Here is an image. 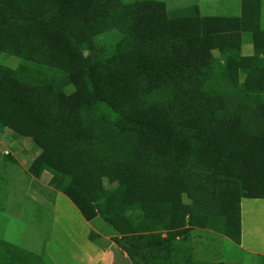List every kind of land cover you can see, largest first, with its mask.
<instances>
[{"label":"trees","instance_id":"obj_1","mask_svg":"<svg viewBox=\"0 0 264 264\" xmlns=\"http://www.w3.org/2000/svg\"><path fill=\"white\" fill-rule=\"evenodd\" d=\"M260 7L204 16L158 0H0V53L17 59L0 61V107L43 136L28 172L61 178L134 264H199L190 230L221 229L234 183L264 181ZM0 241L8 264L16 255Z\"/></svg>","mask_w":264,"mask_h":264},{"label":"rangeland","instance_id":"obj_2","mask_svg":"<svg viewBox=\"0 0 264 264\" xmlns=\"http://www.w3.org/2000/svg\"><path fill=\"white\" fill-rule=\"evenodd\" d=\"M123 2H131L134 0H121ZM163 1L168 11L178 10L187 7L194 6L197 0H158ZM201 1V0H200ZM207 3L205 12L201 15L204 16H233L240 13V4L236 5L235 11L232 6L230 10L222 12L221 9L213 8L216 0H202ZM209 6H213L210 7ZM205 8V9H206ZM259 28L264 30V0H261L260 7V20ZM259 39V38H258ZM253 38L249 34L244 40L241 46L242 55L252 54ZM261 41V40H260ZM258 40H255V43ZM260 43V42H259ZM119 45L115 39H111L109 47ZM216 54V52H214ZM0 61L6 64L15 65L17 59L0 53ZM54 78L58 79V75L51 74ZM8 113L2 107H0V118L5 122L4 130L0 132V240L1 238L10 240H20L23 236L24 242L14 243L6 242L9 247V255H16V259H8V264H51L47 258L44 259V243L39 242L40 237L36 236L31 229L22 228L23 233L12 234L10 214H17V203H19L20 197L23 191L31 188L30 176L28 168L34 159H44L45 154L40 147L43 142V136L37 133L36 129L32 127H20L17 123H13L9 118ZM248 183L245 181H236L234 183L233 190H235L236 196L240 189L241 183ZM105 187L109 188L108 183H105ZM251 191L256 193L264 192V181L249 183L248 186ZM233 201V200H232ZM219 215L221 217V229H205L200 227H193L188 235L191 246L192 260L199 264H263L261 258L257 256H251L240 252L236 247V239L232 238L233 226L231 225L232 207L223 200L219 201ZM22 207H25L23 211L25 222L38 226L44 225V231L51 221L50 213L43 211L38 205L30 199L22 202ZM2 212V213H1ZM234 217V214H233ZM104 219L99 216L95 225L102 226ZM103 222V223H101ZM106 223V222H105ZM14 226V225H13ZM107 226L111 228L115 237L114 240L122 248V243L116 238L119 235L108 223ZM11 227V228H10ZM30 230V231H29ZM15 231V230H14ZM28 231V232H27ZM15 236V237H14ZM49 235L46 234L45 237ZM31 240H30V239ZM183 238V237H182ZM47 239V238H46ZM231 239L233 241H231ZM0 241V254L5 255L4 252L8 251L5 245ZM9 245V246H8ZM11 245V246H10ZM22 255H28L24 259ZM20 256V257H18ZM28 260V262H27ZM132 264L135 261L130 258ZM138 261V260H137Z\"/></svg>","mask_w":264,"mask_h":264},{"label":"crops","instance_id":"obj_3","mask_svg":"<svg viewBox=\"0 0 264 264\" xmlns=\"http://www.w3.org/2000/svg\"><path fill=\"white\" fill-rule=\"evenodd\" d=\"M213 2L214 7L209 8L216 6L222 12L230 10L231 6L235 11L236 5L240 4L241 13V0ZM207 3L209 4L197 0L194 5L201 14L208 9ZM240 13L233 16H239ZM30 177L31 188L23 191L21 201L17 203V214H10V219L13 220L10 225L13 227L12 234L23 233L22 228L31 229L30 232L40 237L39 242H45L44 259L47 258L51 264H132L128 254L115 242V236L107 223L103 221L102 226H97L95 223L99 217L92 221L84 219L78 208L64 194V182L61 178L49 173H43L40 179ZM245 182L248 183L237 184L240 185L238 196L234 190L233 201L228 203L232 207V238L236 239L235 244L240 252L257 256L264 262V192L256 193L247 187L249 183L262 181ZM28 199L50 213L51 221L46 227L47 231H44L43 224L35 227L23 220L25 207H22V202ZM91 232L97 235L94 240L89 238ZM46 234L49 236L45 237ZM1 239L14 243L25 241L23 236L20 240Z\"/></svg>","mask_w":264,"mask_h":264}]
</instances>
